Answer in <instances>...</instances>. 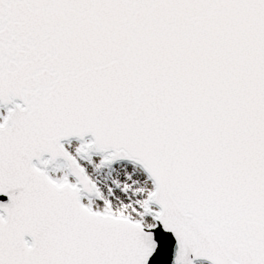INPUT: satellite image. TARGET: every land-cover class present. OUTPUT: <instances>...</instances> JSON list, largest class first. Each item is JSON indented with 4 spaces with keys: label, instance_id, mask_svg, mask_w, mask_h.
Masks as SVG:
<instances>
[{
    "label": "snow or ice",
    "instance_id": "snow-or-ice-1",
    "mask_svg": "<svg viewBox=\"0 0 264 264\" xmlns=\"http://www.w3.org/2000/svg\"><path fill=\"white\" fill-rule=\"evenodd\" d=\"M0 264H264V0H0Z\"/></svg>",
    "mask_w": 264,
    "mask_h": 264
}]
</instances>
